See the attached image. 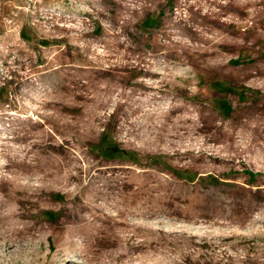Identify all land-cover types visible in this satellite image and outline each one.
<instances>
[{"label":"rangeland","instance_id":"1","mask_svg":"<svg viewBox=\"0 0 264 264\" xmlns=\"http://www.w3.org/2000/svg\"><path fill=\"white\" fill-rule=\"evenodd\" d=\"M0 264H264V0H0Z\"/></svg>","mask_w":264,"mask_h":264},{"label":"trees","instance_id":"2","mask_svg":"<svg viewBox=\"0 0 264 264\" xmlns=\"http://www.w3.org/2000/svg\"><path fill=\"white\" fill-rule=\"evenodd\" d=\"M109 151H111L113 153L118 152V150H116L115 148H109L108 146H106L104 148V152L106 153V152H109Z\"/></svg>","mask_w":264,"mask_h":264}]
</instances>
